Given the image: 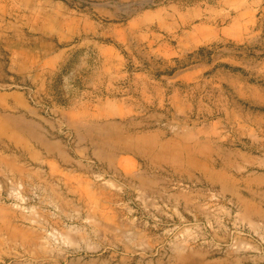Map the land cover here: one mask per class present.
I'll use <instances>...</instances> for the list:
<instances>
[{
  "label": "rangeland",
  "instance_id": "374dc122",
  "mask_svg": "<svg viewBox=\"0 0 264 264\" xmlns=\"http://www.w3.org/2000/svg\"><path fill=\"white\" fill-rule=\"evenodd\" d=\"M0 264H264V0H0Z\"/></svg>",
  "mask_w": 264,
  "mask_h": 264
}]
</instances>
